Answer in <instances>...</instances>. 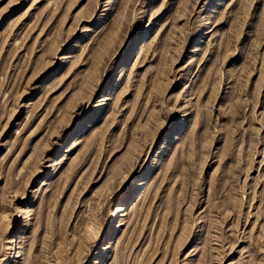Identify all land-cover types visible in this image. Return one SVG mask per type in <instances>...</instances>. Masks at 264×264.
I'll return each instance as SVG.
<instances>
[{"label":"rangeland","instance_id":"1","mask_svg":"<svg viewBox=\"0 0 264 264\" xmlns=\"http://www.w3.org/2000/svg\"><path fill=\"white\" fill-rule=\"evenodd\" d=\"M0 264H264V0H0Z\"/></svg>","mask_w":264,"mask_h":264},{"label":"bare ground","instance_id":"2","mask_svg":"<svg viewBox=\"0 0 264 264\" xmlns=\"http://www.w3.org/2000/svg\"><path fill=\"white\" fill-rule=\"evenodd\" d=\"M123 208H124V206H123V205H121L120 207H118V208H117V209H118L117 211H119V212H120V211H123V210H125V209H123ZM117 211H115L114 213H112V214H113L112 216H115V214L117 213ZM119 212H118V213H119Z\"/></svg>","mask_w":264,"mask_h":264}]
</instances>
